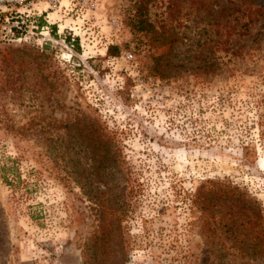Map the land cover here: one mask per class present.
Returning a JSON list of instances; mask_svg holds the SVG:
<instances>
[{"label": "rangeland", "instance_id": "374dc122", "mask_svg": "<svg viewBox=\"0 0 264 264\" xmlns=\"http://www.w3.org/2000/svg\"><path fill=\"white\" fill-rule=\"evenodd\" d=\"M48 1L0 46V264H264V0L150 2L163 45Z\"/></svg>", "mask_w": 264, "mask_h": 264}, {"label": "built area", "instance_id": "2783aa9c", "mask_svg": "<svg viewBox=\"0 0 264 264\" xmlns=\"http://www.w3.org/2000/svg\"><path fill=\"white\" fill-rule=\"evenodd\" d=\"M46 0H0V46L11 40L20 39L27 32L26 24H32L41 15L36 5ZM50 4L56 0H49ZM54 3V4H55ZM10 20V21H9ZM14 20V21H12Z\"/></svg>", "mask_w": 264, "mask_h": 264}, {"label": "trees", "instance_id": "16d2710c", "mask_svg": "<svg viewBox=\"0 0 264 264\" xmlns=\"http://www.w3.org/2000/svg\"><path fill=\"white\" fill-rule=\"evenodd\" d=\"M153 1L155 0H134V12L129 18V24L137 33L149 36L154 45L171 43L176 39L175 36H172L171 33H165L167 29H164V25L161 30L157 29L154 22L149 18V4ZM171 4L174 5L175 0H171ZM217 41L225 44L227 40L220 37ZM107 51L110 55H117L118 46L110 45Z\"/></svg>", "mask_w": 264, "mask_h": 264}]
</instances>
